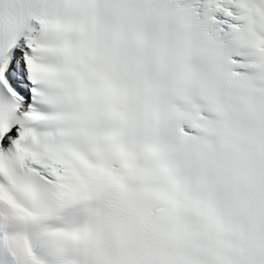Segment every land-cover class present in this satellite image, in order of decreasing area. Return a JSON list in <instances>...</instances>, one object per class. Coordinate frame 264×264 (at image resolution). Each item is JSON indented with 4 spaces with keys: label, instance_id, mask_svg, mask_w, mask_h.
<instances>
[{
    "label": "snow or ice",
    "instance_id": "6c2138e0",
    "mask_svg": "<svg viewBox=\"0 0 264 264\" xmlns=\"http://www.w3.org/2000/svg\"><path fill=\"white\" fill-rule=\"evenodd\" d=\"M0 264H264V0H0Z\"/></svg>",
    "mask_w": 264,
    "mask_h": 264
}]
</instances>
